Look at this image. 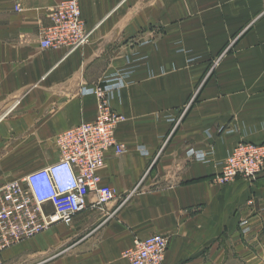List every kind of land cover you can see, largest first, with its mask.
Returning a JSON list of instances; mask_svg holds the SVG:
<instances>
[{"label": "crops", "instance_id": "0c3cea01", "mask_svg": "<svg viewBox=\"0 0 264 264\" xmlns=\"http://www.w3.org/2000/svg\"><path fill=\"white\" fill-rule=\"evenodd\" d=\"M64 1L0 0V185L55 163L56 137L96 119L82 89L126 73L109 98L125 152L98 171L117 198L14 243L0 264H128L134 239L155 234L164 264H264V170L215 181L235 145H264V0H78L88 41L42 49Z\"/></svg>", "mask_w": 264, "mask_h": 264}, {"label": "built area", "instance_id": "2783aa9c", "mask_svg": "<svg viewBox=\"0 0 264 264\" xmlns=\"http://www.w3.org/2000/svg\"><path fill=\"white\" fill-rule=\"evenodd\" d=\"M14 10L20 12V7L15 6ZM50 14L51 25L44 28L39 40L42 49L64 48L71 52L88 41L90 31L85 28L78 0L61 2ZM117 76V83L108 81L82 89V94H91L96 99V119L56 137L59 157L55 163L0 185V252L57 223L70 226L73 218L87 207L101 211L116 200V190L102 184L98 171L108 151L116 155L125 152L124 145L115 138V129L125 117L112 110L109 98L128 75ZM187 157L205 160L204 153L193 150H188ZM227 157L215 177L218 184L233 182L236 178L252 180L263 173V144L238 143ZM253 203L249 200L248 204ZM241 226L244 233L248 232L245 222ZM167 244L168 238L162 234L135 238L132 247L122 253V258L128 264H164Z\"/></svg>", "mask_w": 264, "mask_h": 264}, {"label": "rangeland", "instance_id": "374dc122", "mask_svg": "<svg viewBox=\"0 0 264 264\" xmlns=\"http://www.w3.org/2000/svg\"><path fill=\"white\" fill-rule=\"evenodd\" d=\"M227 49V48H226ZM226 49L224 50V52L226 51ZM228 51V50H227ZM223 52V53H224ZM219 57L220 56H217L216 57V59H215V63L217 62V60L219 59ZM215 63L212 65V67L211 66H209L208 67V71H207V73H206V75H205V78L204 79H207V78H209L210 76H212L213 75V66L215 65ZM242 231V230H241ZM244 233V232H243ZM37 236V235H36Z\"/></svg>", "mask_w": 264, "mask_h": 264}]
</instances>
